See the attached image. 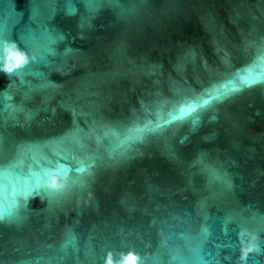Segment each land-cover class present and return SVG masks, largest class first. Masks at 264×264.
Here are the masks:
<instances>
[{
  "label": "water",
  "instance_id": "1",
  "mask_svg": "<svg viewBox=\"0 0 264 264\" xmlns=\"http://www.w3.org/2000/svg\"><path fill=\"white\" fill-rule=\"evenodd\" d=\"M0 34L36 55L0 73L5 264H264V0H0Z\"/></svg>",
  "mask_w": 264,
  "mask_h": 264
},
{
  "label": "snow or ice",
  "instance_id": "2",
  "mask_svg": "<svg viewBox=\"0 0 264 264\" xmlns=\"http://www.w3.org/2000/svg\"><path fill=\"white\" fill-rule=\"evenodd\" d=\"M94 2V0H93ZM8 39V37L6 35L0 34V57L3 56V47H4V40ZM261 54H264V48H262L260 50ZM25 69L14 72L12 74H6L4 72H0L3 73L5 75H8L12 78H14L17 75H21L23 73ZM243 83L246 86H251L252 84L256 83V81L253 80H244ZM217 91V95L213 96L212 95V91L210 89H205L204 90V94L208 95L210 97H212V99H222L224 94L220 93L218 89H215ZM232 91H238V89H232ZM209 103V100L205 99L203 100V104H194L191 105L188 109H181V116H186L188 114V112L195 110L196 107H202L203 105H207ZM173 119H178L177 117H173ZM139 131L143 132V131H155V129H140ZM0 143H2V141H0ZM56 167L59 169V174L61 175L62 178H67V173H68V169L64 168L62 165L57 164ZM79 171H83V169H78ZM53 175V173L50 170H46L44 172V176L42 177V179H39L37 181V184L35 185V187L31 190V191H27L24 193V197H25V203L27 201V198L30 195H37V196H44L48 199L49 205H56L59 204L65 197H67V195L69 194L72 184L75 183L74 181H70L66 186L63 187H57L55 184L49 186L48 184V179L49 177H51ZM42 190V191H41ZM12 215V213L6 209V208H0V222L4 221L5 219L9 218ZM240 227H244L247 228L248 225L246 222L241 221L240 222ZM260 230H264V220L261 221V228ZM250 237H244L241 241V244L243 245L245 243V241L250 240ZM244 260V259H242ZM0 264H5V262L0 259Z\"/></svg>",
  "mask_w": 264,
  "mask_h": 264
},
{
  "label": "clouds",
  "instance_id": "3",
  "mask_svg": "<svg viewBox=\"0 0 264 264\" xmlns=\"http://www.w3.org/2000/svg\"><path fill=\"white\" fill-rule=\"evenodd\" d=\"M17 46L14 41H6L4 44V51L3 56L0 57V72H4L6 74H12L14 72L23 70L30 62H34L36 60V55H31V59L29 60L27 55L17 51L18 58L16 59L15 63L8 62V53L12 49H15ZM253 251V247H247L243 250V255L241 259H246L249 252ZM136 257L131 256L129 257V264H135ZM107 264H112L111 259L107 261ZM141 264H143V261H141Z\"/></svg>",
  "mask_w": 264,
  "mask_h": 264
}]
</instances>
